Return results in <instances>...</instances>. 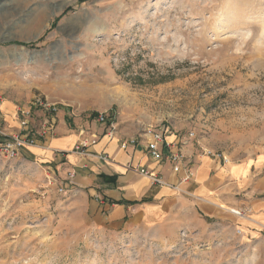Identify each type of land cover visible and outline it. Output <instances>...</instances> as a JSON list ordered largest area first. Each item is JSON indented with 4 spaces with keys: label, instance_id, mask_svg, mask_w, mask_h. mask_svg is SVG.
I'll list each match as a JSON object with an SVG mask.
<instances>
[{
    "label": "rangeland",
    "instance_id": "374dc122",
    "mask_svg": "<svg viewBox=\"0 0 264 264\" xmlns=\"http://www.w3.org/2000/svg\"><path fill=\"white\" fill-rule=\"evenodd\" d=\"M0 98L90 124L108 111L127 137L152 125L264 161V0H0ZM46 171L0 151V264H264V233L189 203L97 226Z\"/></svg>",
    "mask_w": 264,
    "mask_h": 264
},
{
    "label": "crops",
    "instance_id": "0c3cea01",
    "mask_svg": "<svg viewBox=\"0 0 264 264\" xmlns=\"http://www.w3.org/2000/svg\"><path fill=\"white\" fill-rule=\"evenodd\" d=\"M20 109L14 99L0 98V126L9 133L22 131ZM55 122L53 135L39 139L35 146L23 148L20 154L45 162L49 169L47 177L68 179L69 192L82 199L97 226L112 230L131 229L146 223L154 212H167L171 207L189 203L209 220L226 217L245 230L264 233L262 159L224 164L196 150L190 140L183 150L193 162L194 180L182 186L184 192L177 193L167 186L152 185L148 178L127 169L129 164L142 166L171 182L176 181L168 160L157 162L150 157L146 137H141L138 144L130 143L135 137H127L119 131L109 138L100 124L79 121L63 111ZM48 124V117L42 111L34 110L30 134L37 136ZM82 127L89 129L86 137L94 142L88 155L71 152L81 140L79 129ZM3 140L0 136V144ZM99 154H107L111 161L99 159ZM73 171L75 177L69 179V173ZM103 176L111 180L116 178V182L105 181Z\"/></svg>",
    "mask_w": 264,
    "mask_h": 264
},
{
    "label": "built area",
    "instance_id": "2783aa9c",
    "mask_svg": "<svg viewBox=\"0 0 264 264\" xmlns=\"http://www.w3.org/2000/svg\"><path fill=\"white\" fill-rule=\"evenodd\" d=\"M34 110H43L50 121V124L46 125L43 130L35 137L30 134L31 118L33 116ZM50 113H52V115ZM57 113V104L51 103L47 99L43 100L41 98H36L32 106L23 108L21 107L19 110V116L20 127L22 131L20 133H9L7 130H5V128L0 126V136L4 138L0 144V151L2 154L8 159H16L21 155L20 153L23 148L35 146L37 145L39 139L44 138V136L46 137L48 135H53V128L56 124L55 118ZM115 120L116 116L112 115V113L108 111L100 112L96 116L97 123L103 126L104 133L109 138H113L117 134L118 130ZM80 133L81 140H79L71 152H76L81 155H88V149L94 142L84 136V130H82ZM141 137H146V147L150 157L157 162L168 160L171 164L172 173L177 177V179L175 182H171L162 177L160 174L142 166H133L132 164H129L127 169L148 178L152 185L167 186L172 188L177 193L184 192L182 186L194 180V167L193 162L189 161L188 157L185 155L183 147L187 145L188 141H190L194 135L189 134V137L187 138L176 137L172 140L168 138L170 136L166 133L165 129L149 125L143 127L138 137L132 138L130 143L138 144L141 140ZM205 154L216 160L222 161L224 164L231 163V160L226 155H220L211 151H207ZM98 157L103 161H111V158L107 154H99ZM48 170L49 169H47V171ZM74 177L75 172H70L69 179H73ZM48 179L52 185L57 183L55 177L49 176ZM69 189L68 183L58 187V191L60 193H67ZM238 214L241 215L239 212Z\"/></svg>",
    "mask_w": 264,
    "mask_h": 264
},
{
    "label": "trees",
    "instance_id": "16d2710c",
    "mask_svg": "<svg viewBox=\"0 0 264 264\" xmlns=\"http://www.w3.org/2000/svg\"><path fill=\"white\" fill-rule=\"evenodd\" d=\"M103 180H107V181H110V182H112V183H115L116 182V178H112V180L111 179H107L105 176H103Z\"/></svg>",
    "mask_w": 264,
    "mask_h": 264
}]
</instances>
